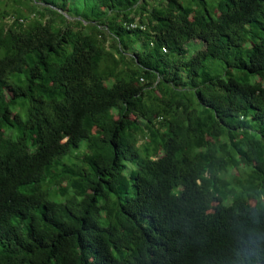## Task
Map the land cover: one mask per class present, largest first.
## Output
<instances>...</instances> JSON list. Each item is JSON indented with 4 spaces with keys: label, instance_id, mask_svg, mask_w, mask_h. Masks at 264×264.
I'll return each mask as SVG.
<instances>
[{
    "label": "trees",
    "instance_id": "16d2710c",
    "mask_svg": "<svg viewBox=\"0 0 264 264\" xmlns=\"http://www.w3.org/2000/svg\"><path fill=\"white\" fill-rule=\"evenodd\" d=\"M68 5L0 10V264H264V0Z\"/></svg>",
    "mask_w": 264,
    "mask_h": 264
},
{
    "label": "rangeland",
    "instance_id": "374dc122",
    "mask_svg": "<svg viewBox=\"0 0 264 264\" xmlns=\"http://www.w3.org/2000/svg\"><path fill=\"white\" fill-rule=\"evenodd\" d=\"M159 0H149V3L151 2L152 5L155 3H157ZM91 2H93V0H69V12L70 13H74L72 15H68L63 13L64 15V19L66 20V18L68 20H72L70 22L71 26H73V28H76V23H75V14L76 12H87L88 10H90V7L88 4H90ZM32 4V0H0V10H6L7 12H13L15 14H22L24 16H27V18L24 19V21L26 22L27 20L30 19V17L33 16V14L30 12L29 7ZM45 4V3H44ZM148 7H151V5H146L145 9H147ZM144 14H146V11L144 10L143 12ZM58 14L60 16L61 15L59 12L58 13H52L51 16L54 17L55 21H57L58 23L60 22V16L58 17ZM50 14H46L44 18H46L47 16H49ZM146 16V15H145ZM13 18L11 15H7V17H5L6 21H11ZM137 20L139 19V16H137L136 18ZM201 42H198L197 44H195L194 46V41H189L187 43V45L190 47V51L194 52L196 48H200L202 45H198ZM198 45V46H196ZM208 69L210 70V72L212 74H220L224 72V67H225V63L216 60V59H212L209 58L206 62ZM250 79H252V77H250ZM96 130H99L98 127H94L92 129L93 132H95ZM64 180L65 178H60L57 182L58 185H64Z\"/></svg>",
    "mask_w": 264,
    "mask_h": 264
}]
</instances>
